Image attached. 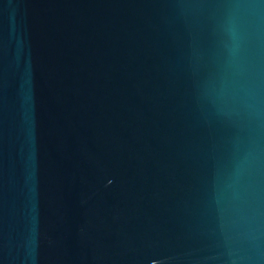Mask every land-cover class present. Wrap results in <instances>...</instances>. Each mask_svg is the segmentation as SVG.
Segmentation results:
<instances>
[{
    "label": "water",
    "instance_id": "obj_1",
    "mask_svg": "<svg viewBox=\"0 0 264 264\" xmlns=\"http://www.w3.org/2000/svg\"><path fill=\"white\" fill-rule=\"evenodd\" d=\"M0 264H264V0H0Z\"/></svg>",
    "mask_w": 264,
    "mask_h": 264
}]
</instances>
